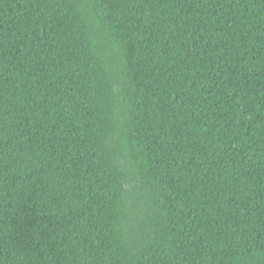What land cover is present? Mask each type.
<instances>
[{"label":"trees","instance_id":"16d2710c","mask_svg":"<svg viewBox=\"0 0 264 264\" xmlns=\"http://www.w3.org/2000/svg\"><path fill=\"white\" fill-rule=\"evenodd\" d=\"M0 264H264V0H0Z\"/></svg>","mask_w":264,"mask_h":264}]
</instances>
